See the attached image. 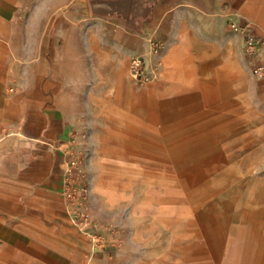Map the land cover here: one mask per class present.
<instances>
[{"label": "rangeland", "instance_id": "rangeland-1", "mask_svg": "<svg viewBox=\"0 0 264 264\" xmlns=\"http://www.w3.org/2000/svg\"><path fill=\"white\" fill-rule=\"evenodd\" d=\"M198 2L20 7L0 111V154L19 159L20 207L3 217L68 264H237L245 242L262 253L250 219L264 208V100L245 95L237 113L234 99L228 111L204 100L203 71L181 37L189 11L204 10ZM205 12L213 32L227 35L225 76L211 70L216 92L221 77L229 95L237 82L264 83L228 17L215 21L226 12L264 34V0H224ZM256 218L264 238V215Z\"/></svg>", "mask_w": 264, "mask_h": 264}, {"label": "crops", "instance_id": "crops-1", "mask_svg": "<svg viewBox=\"0 0 264 264\" xmlns=\"http://www.w3.org/2000/svg\"><path fill=\"white\" fill-rule=\"evenodd\" d=\"M216 3H212V0H202L194 5H202L203 12H198L194 9L189 11L193 24L189 26V29L182 34V40L184 44L189 45L192 52L194 68L203 71V78L197 79V84L201 88L203 86L204 100L210 103L219 102L222 109L228 111L229 101L235 102L236 113L244 111L245 99L251 95L252 101L264 100V94L261 95L260 88L264 87V83H259L255 79H249L248 83L245 82L236 83L235 95L228 94L227 86L228 79L221 77L219 82V92H216V84L213 82L211 76V70L216 66L220 68L221 72L228 69V63L224 58V52L222 45L227 41V35L225 31L220 30L219 34L213 32L212 25L213 19L211 15H206V10L211 6L217 5L221 7L224 0H215ZM35 4V0H0V111L7 102V96L5 95V77L6 68L8 64L7 55L9 53L10 45H14L15 32L18 31V23L20 21V7L24 5ZM222 16L227 17L226 12H220L215 17V21L222 24ZM218 44V45H217ZM217 46L219 51L217 52ZM262 57H264V51H262ZM244 59V58H243ZM245 64L248 66L247 61L244 59ZM218 63V64H217ZM226 72H222L221 75L225 76ZM226 87V88H225ZM249 94V95H248ZM246 95V98H245ZM248 95V96H247ZM254 107V105H252ZM233 108V107H232ZM15 133L21 137H29L21 131H10L9 134ZM30 138L40 140L38 137L30 136ZM0 139L2 137L0 136ZM20 180V165L19 159L14 153L4 156L0 154V264H68V257L62 251L52 249L49 247H43V245H37L29 238L25 236V233L14 223L8 222L3 215L14 214L19 212V194L14 190V185H17ZM258 215H264V208L258 209L251 216L250 221L254 224V227L250 232L253 239L264 240L258 235L256 229V223L259 221L256 217ZM255 244V243H254ZM264 243L261 244V246ZM253 244L245 242L242 247L241 258L237 264H264V248L262 253L257 254L251 252ZM91 255L87 259V263L90 262Z\"/></svg>", "mask_w": 264, "mask_h": 264}, {"label": "built area", "instance_id": "built-area-1", "mask_svg": "<svg viewBox=\"0 0 264 264\" xmlns=\"http://www.w3.org/2000/svg\"><path fill=\"white\" fill-rule=\"evenodd\" d=\"M226 24L240 37L242 53L249 64L251 74L264 80V60L260 58L264 51V34L257 33L249 22H242L235 16L228 17ZM133 62L137 63L136 59Z\"/></svg>", "mask_w": 264, "mask_h": 264}, {"label": "bare ground", "instance_id": "bare-ground-1", "mask_svg": "<svg viewBox=\"0 0 264 264\" xmlns=\"http://www.w3.org/2000/svg\"><path fill=\"white\" fill-rule=\"evenodd\" d=\"M130 75H131V76H134V75H135V73H134V69H131V70H130Z\"/></svg>", "mask_w": 264, "mask_h": 264}]
</instances>
